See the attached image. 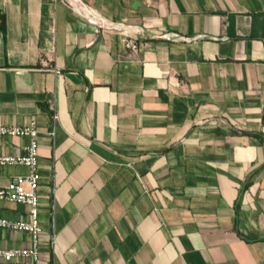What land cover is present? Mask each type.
Instances as JSON below:
<instances>
[{
    "label": "crops",
    "instance_id": "crops-1",
    "mask_svg": "<svg viewBox=\"0 0 264 264\" xmlns=\"http://www.w3.org/2000/svg\"><path fill=\"white\" fill-rule=\"evenodd\" d=\"M0 15V125L38 126L42 264H264V0ZM30 143L0 135V154ZM28 173L0 165V187ZM0 217L27 206L0 200ZM30 244L0 226V248Z\"/></svg>",
    "mask_w": 264,
    "mask_h": 264
},
{
    "label": "built area",
    "instance_id": "built-area-1",
    "mask_svg": "<svg viewBox=\"0 0 264 264\" xmlns=\"http://www.w3.org/2000/svg\"><path fill=\"white\" fill-rule=\"evenodd\" d=\"M126 47L135 51L138 49V42L125 39ZM58 115L54 114V119ZM10 136L30 135L31 143L26 146L25 153L11 155L0 154V165L21 163L29 167L27 175L14 176L6 185L0 187V200L20 202L27 206L28 219L11 221L0 217V226L11 230L23 229L31 234V244L25 247L0 248L1 264H42L40 254V242L42 227L39 222V147H38V126L35 119H32L25 126L0 125V135ZM51 136L55 135V129L49 131Z\"/></svg>",
    "mask_w": 264,
    "mask_h": 264
},
{
    "label": "trees",
    "instance_id": "trees-1",
    "mask_svg": "<svg viewBox=\"0 0 264 264\" xmlns=\"http://www.w3.org/2000/svg\"><path fill=\"white\" fill-rule=\"evenodd\" d=\"M2 15H0V19H1V23H0V28L4 31L5 30V22L4 20L2 19Z\"/></svg>",
    "mask_w": 264,
    "mask_h": 264
}]
</instances>
